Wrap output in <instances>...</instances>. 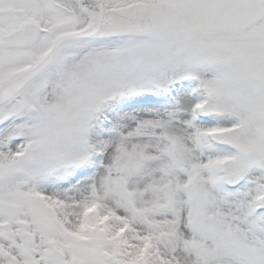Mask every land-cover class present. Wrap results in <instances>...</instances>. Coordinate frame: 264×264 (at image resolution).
Masks as SVG:
<instances>
[{"label":"snow or ice","instance_id":"6c2138e0","mask_svg":"<svg viewBox=\"0 0 264 264\" xmlns=\"http://www.w3.org/2000/svg\"><path fill=\"white\" fill-rule=\"evenodd\" d=\"M0 264H264V0H0Z\"/></svg>","mask_w":264,"mask_h":264}]
</instances>
